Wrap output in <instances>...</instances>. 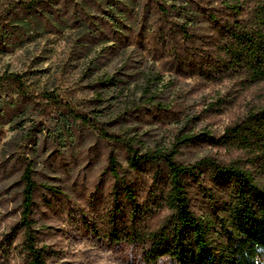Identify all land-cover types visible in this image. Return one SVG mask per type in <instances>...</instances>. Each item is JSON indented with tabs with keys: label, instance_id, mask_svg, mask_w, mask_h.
Returning <instances> with one entry per match:
<instances>
[{
	"label": "trees",
	"instance_id": "obj_1",
	"mask_svg": "<svg viewBox=\"0 0 264 264\" xmlns=\"http://www.w3.org/2000/svg\"><path fill=\"white\" fill-rule=\"evenodd\" d=\"M60 1L33 0L22 9L34 13ZM145 2L143 23L154 17V26L146 29L148 35H138L139 47L174 77L222 88L208 108L236 116L221 133L187 132L185 127L192 123L188 119L178 123L182 127L169 145L150 147L107 131L101 111L77 106L53 92L35 94L23 75L5 73L0 86L13 89L40 111L42 120L56 113L64 135L81 124L105 142L104 178L111 186L102 228L110 242L138 248L139 264H264V0ZM100 84L106 90L118 89L112 79ZM150 88H144L142 98ZM155 106L164 112L173 109ZM32 136L24 133L23 140ZM192 145L218 152L181 162V149ZM118 151L124 152V163ZM22 164L21 217L0 246L2 264H56L58 255L39 233L36 199L39 192H47L42 205L63 219L73 218L76 204L60 188L40 184L27 160ZM98 186V193L105 190ZM98 193L90 208L103 202L96 198ZM90 228L100 236L98 229Z\"/></svg>",
	"mask_w": 264,
	"mask_h": 264
},
{
	"label": "rangeland",
	"instance_id": "obj_2",
	"mask_svg": "<svg viewBox=\"0 0 264 264\" xmlns=\"http://www.w3.org/2000/svg\"><path fill=\"white\" fill-rule=\"evenodd\" d=\"M31 1L0 0V77L23 75L35 94L53 92L77 106L101 111L107 131L150 147L169 145L182 127L178 123L188 119L192 123L185 127L187 132L214 134L235 119V112L208 108L222 88L174 77L151 54H144L138 35H148L146 29L154 26V17L143 23L146 0H62L25 12L22 7ZM157 74L160 80L153 81ZM104 79L118 83V89L106 90L100 84ZM145 87H151L150 93L142 98ZM158 103L173 109L164 112L156 108ZM58 118L53 113L42 120L40 111L13 89L0 86V246L21 217L25 159L40 184L60 188L76 204L73 218L63 219L42 205L47 192H39L36 199L39 233L58 255L56 264H139L138 248L110 242L102 228L111 186L104 178L107 145L81 124L64 135ZM24 133L33 135L31 140L24 141ZM216 152L206 145L186 146L179 160L193 163ZM118 155L124 163V152ZM98 185L105 190L98 193ZM96 192L103 202L90 208Z\"/></svg>",
	"mask_w": 264,
	"mask_h": 264
}]
</instances>
